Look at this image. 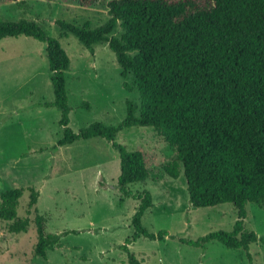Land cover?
<instances>
[{"label": "trees", "instance_id": "trees-1", "mask_svg": "<svg viewBox=\"0 0 264 264\" xmlns=\"http://www.w3.org/2000/svg\"><path fill=\"white\" fill-rule=\"evenodd\" d=\"M0 1L23 5L21 0ZM65 1L94 8L102 0ZM104 8L110 18L100 27L60 21L56 26L74 36L91 55L95 47L107 46L121 69L120 76L132 81L123 88L137 95L139 105L127 102L126 117L116 126L93 123L78 133L69 128L65 73L70 60L60 43L33 21L0 20V41L25 37L46 46L54 101L43 107L59 111L62 129L61 139L51 150L94 138L112 144L119 157L116 188L125 198L139 202L130 221L134 233L118 247L127 253L128 264H141L130 254V244L140 238L163 241L166 236L142 227V217L153 207L151 195L128 190L129 185L148 179L152 161L148 151H127L114 142L122 130L132 127L152 128L174 148L175 159L164 174L176 180L182 169L190 206L230 204L236 210L230 232L209 233L195 242L182 239V243L203 247L215 241L244 251L253 243L264 245V236L243 228L246 205L261 207L264 202V0H108ZM118 27L119 36H113ZM21 196L20 189L0 194L7 206L0 218L14 221L8 228L11 234L26 233L30 224L28 217L16 218ZM37 199L38 193L30 189L27 215ZM33 223L34 253L44 261L62 236L75 233H46L40 215Z\"/></svg>", "mask_w": 264, "mask_h": 264}, {"label": "rangeland", "instance_id": "rangeland-1", "mask_svg": "<svg viewBox=\"0 0 264 264\" xmlns=\"http://www.w3.org/2000/svg\"><path fill=\"white\" fill-rule=\"evenodd\" d=\"M21 1L22 6L0 1V20L35 22L69 57L65 73L69 128L78 133L93 123L122 122L127 102L139 105V100L123 88L132 81L120 76L114 54L107 46H97L91 55L56 26L60 21L100 27L110 18L104 8L108 0L94 8L65 0ZM120 32L118 27L113 36ZM45 50V44L31 38L0 41V194L22 190L16 218L30 219L26 233L11 234L8 228L14 221L0 218V264H128L127 253L118 247L134 233L130 221L139 202L125 198L116 188L119 157L110 142L94 138L51 150L62 129L59 111L43 107L54 101ZM114 142L127 151L142 148L152 157L148 179L129 185L128 190L151 195L153 207L142 217V227L166 236L163 241L140 238L128 246L141 264H264V245L259 242L247 251L230 250L215 241L203 247L182 243V239L195 242L209 233L230 232L237 220L235 208L190 206L182 169L176 180L164 174L176 152L152 128L124 129ZM30 189L38 199L27 215ZM6 208L0 201V211ZM245 209L244 230L264 236V202L261 207L247 204ZM36 215L44 219L46 233L75 232L62 236L58 246L47 252L46 261L34 253Z\"/></svg>", "mask_w": 264, "mask_h": 264}]
</instances>
